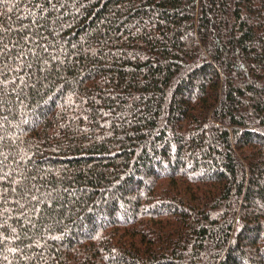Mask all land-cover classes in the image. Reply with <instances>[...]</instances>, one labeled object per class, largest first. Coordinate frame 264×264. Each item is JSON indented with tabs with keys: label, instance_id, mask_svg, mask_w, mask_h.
Instances as JSON below:
<instances>
[{
	"label": "trees",
	"instance_id": "trees-1",
	"mask_svg": "<svg viewBox=\"0 0 264 264\" xmlns=\"http://www.w3.org/2000/svg\"><path fill=\"white\" fill-rule=\"evenodd\" d=\"M0 264H264V0H0Z\"/></svg>",
	"mask_w": 264,
	"mask_h": 264
}]
</instances>
